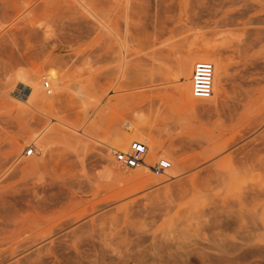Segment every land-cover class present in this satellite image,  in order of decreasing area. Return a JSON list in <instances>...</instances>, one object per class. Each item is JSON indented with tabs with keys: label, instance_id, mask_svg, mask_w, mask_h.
<instances>
[{
	"label": "rangeland",
	"instance_id": "1",
	"mask_svg": "<svg viewBox=\"0 0 264 264\" xmlns=\"http://www.w3.org/2000/svg\"><path fill=\"white\" fill-rule=\"evenodd\" d=\"M115 131L196 164L133 179ZM0 264H264V0H0Z\"/></svg>",
	"mask_w": 264,
	"mask_h": 264
},
{
	"label": "built area",
	"instance_id": "2",
	"mask_svg": "<svg viewBox=\"0 0 264 264\" xmlns=\"http://www.w3.org/2000/svg\"><path fill=\"white\" fill-rule=\"evenodd\" d=\"M213 71L214 67L210 61L197 60L192 65L191 70V96L197 100H207L212 94L213 84ZM41 86L44 92L48 95L52 93V89L49 81L42 77ZM35 152L34 146H27L23 151V155L28 157ZM147 152V145L143 140H131L126 149L112 148L111 153L113 156L114 166L120 169H135L138 167H144V157ZM150 171L154 174H163L166 170L171 168V162L169 159L160 157L148 166Z\"/></svg>",
	"mask_w": 264,
	"mask_h": 264
},
{
	"label": "bare ground",
	"instance_id": "3",
	"mask_svg": "<svg viewBox=\"0 0 264 264\" xmlns=\"http://www.w3.org/2000/svg\"><path fill=\"white\" fill-rule=\"evenodd\" d=\"M230 38V37H229ZM223 40V39H221ZM213 42V41H212ZM214 45V44H213ZM210 46V45H209ZM211 49V48H210ZM209 47L208 49L206 50H209ZM213 50V49H211ZM214 51V50H213ZM206 52V51H205ZM204 52V53H205ZM203 53V54H204ZM199 55L201 56L200 59H206V60H209V61H212V62H218V59L214 57L215 53H207L206 55ZM191 59H199V57H195V58H191ZM185 73V77L189 78L191 77V73H188V71H184ZM51 81L53 80L51 77H50ZM19 90H20V93L17 94L16 96L21 99H27L26 101H29L28 99H32L33 97V93H34V89H35V85L33 83H24V82H20L19 84ZM37 90V89H36ZM35 90V91H36ZM217 91V90H216ZM53 93H51L50 95H52ZM48 95V96H50ZM188 96V94H187ZM32 97V98H31ZM213 97H215L213 95ZM18 99V98H17ZM195 100L194 98H191L190 96V93H189V100ZM29 104V103H28ZM136 129H138L136 127ZM140 129V127H139ZM141 131V130H139ZM136 132V131H135ZM249 135V134H248ZM133 139V140H143L145 141V139L142 138L140 132L138 134V131L137 133H132V134H126L125 132L123 133H119L117 131L114 132V135H113V144L116 148H122L124 145H126V141ZM42 139V137L40 138ZM146 142V141H145ZM146 145H147V142H146ZM149 145V146H148ZM147 145V152H146V155L144 157V161H145V166L144 167H138V168H135L133 170H136L138 173L133 175L131 178L133 179H142L145 175H146V172H150V169H149V165H151L155 160H157L160 156H159V150H160V146L156 143V142H150L149 144ZM258 154V151L256 150H253V149H250L248 154H245L242 159L240 160V164L242 165V167H245L246 170H248L249 168H251L252 166V160L253 158L255 157V155ZM232 158V157H231ZM174 159V158H173ZM170 160V159H169ZM176 160V159H175ZM233 160V158L231 159ZM171 161V160H170ZM173 162H171V168L166 170L163 174H165V177L166 176H169V175H172V174H176V173H184L186 170H188L190 167H193L195 164H196V161L195 160H191V161H185V160H180L179 162H175L174 160H172ZM177 161V160H176ZM214 165V164H213ZM151 173V172H150ZM214 174V173H213ZM155 175V174H154ZM164 175L162 174H157V176H153L152 178V182L153 181H158V180H161V179H164L162 177ZM215 176V175H214ZM226 177V176H225ZM193 178V177H191ZM190 178V179H191ZM213 178V177H212ZM192 180V179H191ZM190 180V181H191ZM189 181V183H191ZM216 181L217 183H220V184H224L225 183V179H224V176L220 174H217L216 175ZM207 184L210 183V181H207L206 182ZM184 190V189H183ZM179 191V190H178ZM185 191V190H184ZM178 193V192H177ZM254 194V193H253ZM169 196V195H168ZM254 196V195H253ZM193 216V215H192ZM196 216H199V214H197ZM229 221V220H228ZM227 226V225H225Z\"/></svg>",
	"mask_w": 264,
	"mask_h": 264
}]
</instances>
